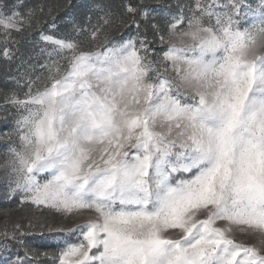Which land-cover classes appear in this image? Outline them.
Returning <instances> with one entry per match:
<instances>
[{"label": "snow or ice", "instance_id": "1", "mask_svg": "<svg viewBox=\"0 0 264 264\" xmlns=\"http://www.w3.org/2000/svg\"><path fill=\"white\" fill-rule=\"evenodd\" d=\"M63 7L0 0V58L46 56L2 93L0 198L40 214L0 264H264V0Z\"/></svg>", "mask_w": 264, "mask_h": 264}, {"label": "trees", "instance_id": "2", "mask_svg": "<svg viewBox=\"0 0 264 264\" xmlns=\"http://www.w3.org/2000/svg\"><path fill=\"white\" fill-rule=\"evenodd\" d=\"M54 1L55 0H25V3L30 7L43 5L45 11H47L49 7H52L53 12H57V15L63 17L65 12L63 6L68 3V0H63L60 6L53 4ZM71 2L77 5L73 11L78 20L87 23V17L90 15L92 17L91 23H93L97 17L101 16L102 12L98 10L99 7L116 6L122 3V0L112 2L110 5L106 4V0H71ZM37 39L38 37L33 34L31 37H26L21 40L19 44L20 51L13 60L8 61L0 58V105L3 104L2 93L4 91L14 89L23 96L24 92L27 91L24 85L26 84L28 75H31L34 79L35 76L41 74L40 66L44 63L46 56L40 55V48L43 47V45H37ZM0 47H2V45H0ZM29 57H31L30 61H28ZM21 58L28 61V63L21 66ZM26 71L28 75H25ZM3 117L4 114H0V135H2L3 132L10 131L12 126V121L9 120L7 122L9 126L7 128L3 127ZM6 148L7 143L0 138V153H3ZM35 243L36 246L46 245L44 240L39 239H36Z\"/></svg>", "mask_w": 264, "mask_h": 264}, {"label": "rangeland", "instance_id": "3", "mask_svg": "<svg viewBox=\"0 0 264 264\" xmlns=\"http://www.w3.org/2000/svg\"><path fill=\"white\" fill-rule=\"evenodd\" d=\"M115 1H119V0H114V1L106 0V4L110 5L112 4V2H115ZM61 2H63V0L62 1L55 0L53 4H55L56 6H60ZM188 2H190V0H165V3L172 4V5H175L176 3H188ZM250 2L253 3V6L255 7V5L258 3V0H250ZM53 14L57 15V12L56 13L53 12ZM102 15H103V12L101 13V16ZM96 22H97V19L93 22V24H95ZM113 36L118 38L120 36V33L116 32L113 34ZM0 114H4L2 109L0 110ZM33 213L37 215L40 214L39 212H36V210L30 205L20 206L18 199L6 200V199L0 198V230H2L5 226H7L10 229L11 226L16 222L27 223V217L33 215ZM44 242L46 243V245L44 246H47L49 250L55 249L56 241L54 239L46 237L44 239ZM30 243H33L34 245H36L35 240L30 241Z\"/></svg>", "mask_w": 264, "mask_h": 264}]
</instances>
